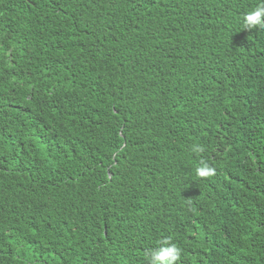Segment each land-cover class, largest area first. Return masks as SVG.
I'll use <instances>...</instances> for the list:
<instances>
[{
	"label": "trees",
	"instance_id": "1",
	"mask_svg": "<svg viewBox=\"0 0 264 264\" xmlns=\"http://www.w3.org/2000/svg\"><path fill=\"white\" fill-rule=\"evenodd\" d=\"M260 4L0 0V264H264Z\"/></svg>",
	"mask_w": 264,
	"mask_h": 264
},
{
	"label": "clouds",
	"instance_id": "2",
	"mask_svg": "<svg viewBox=\"0 0 264 264\" xmlns=\"http://www.w3.org/2000/svg\"><path fill=\"white\" fill-rule=\"evenodd\" d=\"M242 30L252 32L253 30H264V4L256 6L252 11L242 17ZM193 152L203 154L202 146H194ZM216 175V169L209 166L204 160L196 168V176L199 179H211ZM182 250L170 238L161 239L155 250L145 253L147 264H179Z\"/></svg>",
	"mask_w": 264,
	"mask_h": 264
}]
</instances>
